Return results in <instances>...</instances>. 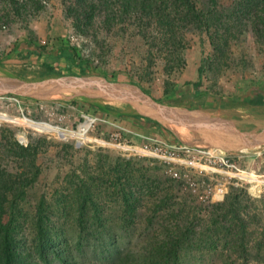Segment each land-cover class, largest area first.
<instances>
[{"label": "rangeland", "instance_id": "rangeland-1", "mask_svg": "<svg viewBox=\"0 0 264 264\" xmlns=\"http://www.w3.org/2000/svg\"><path fill=\"white\" fill-rule=\"evenodd\" d=\"M263 1L217 0L216 10L222 14L219 25L202 31L185 26L186 29L178 31L179 35L175 34L173 41L164 43L160 40L163 33L154 23L148 24L144 30V23L123 21L105 25L97 18L94 29L87 36L82 35L66 14L68 0L44 1L40 9L32 7L19 13L7 0H0V58L4 63L0 67V78L6 83H14L16 79L7 76L23 69L29 73L30 80L34 78L31 72L38 70L42 62L50 60L39 56L30 45H24V40L48 44L52 49L58 43L57 38L65 39L79 48L80 57L90 59L104 76L90 72L79 77L68 76L63 61L54 62L55 72L62 73L63 77L51 79L50 87L60 94L73 96L87 86V79L107 78L116 83L136 84L163 105V113L170 123L179 125L183 114L188 117L187 110L200 106L198 102L191 104L188 100L193 98L192 84L198 83L203 96L210 97L204 99L208 106L201 105L202 108L219 106L224 110L223 118H226L225 114H235L236 109L234 120L242 125L240 128L252 125V133L256 130L264 132V106L259 116L249 113V104L254 103L256 92L264 90ZM14 44L19 46L17 52L12 50ZM198 69H201L200 75ZM166 89L169 95H165ZM174 93L185 94L186 102L170 107L169 96ZM92 99L105 101L102 97ZM219 100L226 102L227 108L218 104ZM25 102L23 113L9 103H0V171L7 170L12 174L27 171L28 159L8 152L14 150L13 142L36 148L35 163L40 172L31 187L26 189L25 200L19 205L27 221L22 232L29 240L32 238L35 207L40 200L49 207L51 223L63 227L67 257L77 264H108L111 259L122 262L128 250L142 251L148 244H157L167 237L166 230L183 229L187 221L206 218L211 205H199L182 193L178 184L164 175L159 164L145 158L123 157L112 150L92 148L88 143L77 144L75 139L68 137L71 136L68 132L62 135L67 138L60 137L56 130L75 129L82 113L92 112L85 103L32 98ZM173 116L175 118L171 119ZM88 177L107 181L100 188L94 187L93 192L99 195L100 216L108 222L106 228H98L89 222L90 242L81 241L78 246L77 224L72 217L75 213L66 207L62 211L64 201L57 211L56 203L59 197H74L70 185H78ZM126 177L131 178L130 188L122 185ZM122 188L133 192L137 204L133 216L127 214V220L121 224L118 219L123 213L120 206ZM244 192L239 194V199L242 212L249 213L248 257H253V243L262 242L261 262L251 261L250 264H264V192L258 198ZM88 214L92 215L91 209ZM111 234L124 238L110 242ZM195 255L197 257H186L183 264H221L217 255L207 254L204 250L195 252Z\"/></svg>", "mask_w": 264, "mask_h": 264}, {"label": "trees", "instance_id": "trees-1", "mask_svg": "<svg viewBox=\"0 0 264 264\" xmlns=\"http://www.w3.org/2000/svg\"><path fill=\"white\" fill-rule=\"evenodd\" d=\"M7 1L11 3L13 10L19 13L32 7L40 9L42 3L48 0ZM68 1V3H65L67 6L65 9L66 14L73 20L76 31L86 36L94 29L96 19L100 18L101 23L105 25L123 21H131L134 24L144 23L146 25V27H143L144 30L148 24L154 23V26L163 33L160 35V40L169 43L176 38V33L179 35V30L186 29L185 26L202 31L205 28H213L215 25H219L222 17V14L216 10L217 0ZM261 4H264V1ZM56 40L58 43L52 49H49L48 44L40 45L37 42L24 40V45H30L35 53L50 60L42 62L38 70L34 73L31 72V74H34V78L30 80L27 75L29 73L23 69L19 72H11L7 77L25 82L35 79L42 81L51 80L54 77H63L62 73L55 72L52 65L54 62L61 61L64 63L68 76L79 77L86 75L88 72L104 76L92 65L90 59L80 57L79 48L70 45L65 39L57 38ZM213 46L216 50L215 45ZM18 47L17 44H14L12 46L13 52H17ZM3 64L0 58V67ZM197 72L200 75L201 69H198ZM103 79L110 81L107 78ZM199 86L198 83L192 84L195 89ZM168 93L166 89L165 95H169ZM254 99V103L249 104V113L259 116L261 107L264 106V90H258ZM79 101L91 108L92 112L90 113L92 114H117L119 111L118 108L101 103L96 99H82ZM72 103H76V101H72ZM87 112H89V109ZM12 147L14 150L8 152L12 154L14 152L16 156L22 159L27 158L28 164L27 171L23 170L19 174H12L7 170L0 171V264H54V262L55 264H77L67 257L64 249L67 245L65 231L63 227L51 223L49 207L44 200H40L37 207H35V220L31 223V240L22 232V227L27 224V221L19 205L25 200L26 189L30 188L36 180L40 169L35 163L37 156L35 147L32 145L22 147L16 142L12 143ZM97 181L92 177H88L86 181L81 180L78 182V185H70V191L75 194L74 197L71 198L70 195H65L63 199L59 197L60 199L56 203L57 211L61 206L60 203L64 201L65 205L62 207V211L66 207L68 210H72L73 214L75 213L72 217L77 224L78 246L82 244L81 241L90 242L89 222H92L98 228H106L108 222L100 216V205L97 200L99 195L93 192L94 187L98 186L100 188V185L106 184L107 181L102 179ZM119 181L116 180V182ZM130 181L131 178L126 177L125 183L122 185L130 188ZM111 184L115 185V182ZM242 192H244V189L231 187L223 203L210 204L212 208L206 218L198 219L196 217L195 222L187 221L183 229L177 227L171 231L166 230V235H169L157 244H148L142 251L139 249L128 250L124 261H112L111 259V262L107 261L108 264H123L126 261H132L130 264H183L186 257H197L195 252L199 250H204L207 254L217 255L221 264H250L251 261L260 263L263 251L262 242L255 241L253 243V257H248L250 253L247 245H249L251 232L248 230L249 213L244 214L242 212L244 210L240 205L239 194ZM120 196L122 198L120 206L123 208V213L118 221L122 224L123 221L127 220V214L130 217L133 216L137 198L133 197L131 190L125 188L121 189ZM50 207L52 209L51 205ZM90 209L92 215L88 214ZM7 213L10 215H7ZM5 217H7L6 220ZM65 219H67L66 212ZM193 219L195 218L193 217ZM106 238H109V236H106ZM110 238V242H115V240H122L124 237L111 234Z\"/></svg>", "mask_w": 264, "mask_h": 264}, {"label": "built area", "instance_id": "built-area-1", "mask_svg": "<svg viewBox=\"0 0 264 264\" xmlns=\"http://www.w3.org/2000/svg\"><path fill=\"white\" fill-rule=\"evenodd\" d=\"M25 100L15 94L0 95V103H9L21 113ZM104 125L110 127L106 133L101 130ZM61 131L71 134L68 137L77 144L88 143L92 148L159 164L164 175L199 205L223 202L231 187L244 189L255 198L264 192V145L237 151L197 147L132 131L92 113H82L75 129Z\"/></svg>", "mask_w": 264, "mask_h": 264}, {"label": "water", "instance_id": "water-1", "mask_svg": "<svg viewBox=\"0 0 264 264\" xmlns=\"http://www.w3.org/2000/svg\"><path fill=\"white\" fill-rule=\"evenodd\" d=\"M87 86L77 91L73 96L60 94L51 88L50 80L39 82H24L14 80V83H6L0 78V95L15 94L21 97L36 100H82L97 97L114 98L133 102L147 110L153 118L158 121L166 130L171 132L179 142L203 148H220L226 151H237L243 148H253L264 145V132L257 134L240 133L237 138L232 140H208L194 136L191 130L170 123L166 119L162 106L148 96L140 87L131 83H116L105 79H87Z\"/></svg>", "mask_w": 264, "mask_h": 264}, {"label": "crops", "instance_id": "crops-1", "mask_svg": "<svg viewBox=\"0 0 264 264\" xmlns=\"http://www.w3.org/2000/svg\"><path fill=\"white\" fill-rule=\"evenodd\" d=\"M191 74L193 75V72ZM191 92L193 94V98L188 99L190 100L189 103L194 104L195 102H198L200 106L199 108H193V110H185L186 114H188V117H185L184 114L183 118L179 117V121L181 122V124L179 125L190 129L191 133L194 136L208 140H232L237 138L240 133L257 134L262 132L256 130V133H252V125H245L244 129L240 128L242 127V125L238 124L237 119L234 120V116L236 115V109L235 114H225L226 118H223L224 114L222 113V111L224 110H222L219 106H217V108L212 107L211 109L206 108L208 104L205 102L204 99L207 98L208 100V98L210 97H208L206 94L203 96L204 93L200 91V88H193V91ZM145 93L150 96L155 102L160 104L158 100L154 99L147 92ZM169 97V103L171 107L172 105H177L180 102L185 103V98L187 96L182 93H174L172 95L170 94ZM103 99H105V101H98L107 105H112L118 108L119 111L117 112V114L97 113L98 116L104 117L109 122H114L132 131L134 130L141 133L158 134L163 138L178 141V139L171 132L166 130L158 121L153 118L151 113H149L147 110H144V108L140 105H137L133 102L128 103L127 101H122L118 99V97ZM106 99H111L112 101H108ZM220 101L221 100L218 101V104L220 103L221 105H226V102ZM201 105H205L206 107L204 106V108H202ZM161 106L163 107V105ZM223 108L227 107L225 106ZM228 109H230L231 111L234 110L232 108ZM175 111L176 110H173V113L178 116V112ZM211 111H213L214 114ZM173 118L175 117L173 116L171 119ZM109 129L110 127L108 125H104L101 127V130L105 133L108 132ZM165 134H167L168 137L165 136Z\"/></svg>", "mask_w": 264, "mask_h": 264}, {"label": "bare ground", "instance_id": "bare-ground-1", "mask_svg": "<svg viewBox=\"0 0 264 264\" xmlns=\"http://www.w3.org/2000/svg\"><path fill=\"white\" fill-rule=\"evenodd\" d=\"M215 121H216V120H215ZM46 130H50V131H51L52 129H46ZM52 131H54V130H52ZM55 132H56L58 135H63V133H64V132L61 131V130H56ZM64 136H65V137L62 136V138H64V139L67 138V137H66L67 135H64Z\"/></svg>", "mask_w": 264, "mask_h": 264}]
</instances>
